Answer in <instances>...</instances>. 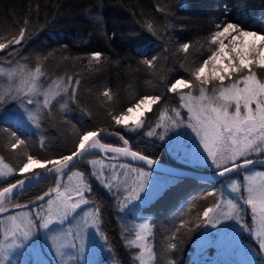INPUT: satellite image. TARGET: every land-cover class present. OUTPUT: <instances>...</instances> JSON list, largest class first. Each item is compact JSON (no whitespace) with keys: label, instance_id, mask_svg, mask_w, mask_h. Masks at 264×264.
Here are the masks:
<instances>
[{"label":"trees","instance_id":"trees-1","mask_svg":"<svg viewBox=\"0 0 264 264\" xmlns=\"http://www.w3.org/2000/svg\"><path fill=\"white\" fill-rule=\"evenodd\" d=\"M225 4L231 10L226 19H238L245 27L251 25L264 31V21L260 19L264 15V0H0V42L7 43L13 35H18L21 27L26 28L28 36L22 46L10 45V49H16L12 56L7 55L8 50L0 51V68L18 66L31 70L39 65L45 73L40 78L41 88L55 79L63 91L70 87L68 77H72L71 86L77 88L75 103L70 94L60 95L52 100L49 109L39 111L36 120L39 128L36 123L31 128L16 123L11 127L0 125V156L13 170L11 175L0 180V188L22 178L17 170L28 155L44 162L55 160L73 151L85 131L104 130L100 142L123 145L118 137L105 134L118 131L129 140L128 146L132 149L181 166L168 153L164 143L148 137L145 130L160 113L167 116L172 108L179 106L178 94L168 92L167 88L176 79L191 81L194 67L210 55L208 41L216 24L225 19ZM161 8L167 11H159ZM149 24L156 35L148 30ZM185 42L190 45L187 53L180 50ZM95 52L101 54L99 61L91 59ZM153 56L157 60L154 67L149 68L143 60ZM256 71L264 74V70ZM2 76L0 74V84ZM76 80L80 81L79 85L75 84ZM105 91L111 99L103 95ZM152 95L161 99L152 104L151 110H144V123L139 129L128 131L115 125L112 114H123L138 98ZM12 131L26 143L13 149ZM87 159L75 162L64 173L78 170L88 174L93 193L85 195L94 202L92 206L102 209L100 224L111 245L109 254L113 264H139L135 258L137 247L128 246L127 241L134 227L125 221L127 213L119 214L113 196L89 177ZM251 167L264 168L261 165ZM40 170L35 167L28 174ZM190 170L197 173L172 175L174 179L163 191L140 209L149 215V264H205L210 258L211 245L204 248L197 261L191 260L190 254L201 230L195 225L202 218V210L218 199L220 177H206L208 168ZM238 176L241 179L240 174ZM55 179L56 174H53L23 191H15L4 200L15 203L14 207L6 208L7 211L18 204L31 206L35 198L55 184ZM208 192L214 195L209 196ZM244 207L242 220L250 226L248 207ZM232 228L239 229V225L235 223ZM236 234L253 259L264 262L256 238L250 232L237 231ZM170 243L177 247L170 249ZM104 264L109 263L105 261Z\"/></svg>","mask_w":264,"mask_h":264},{"label":"snow or ice","instance_id":"snow-or-ice-1","mask_svg":"<svg viewBox=\"0 0 264 264\" xmlns=\"http://www.w3.org/2000/svg\"><path fill=\"white\" fill-rule=\"evenodd\" d=\"M158 10L167 11L166 8ZM230 11L225 4L223 10L225 19L216 24V30L212 32L208 41L210 55L194 67L191 72L192 80L176 79L167 88L168 92L179 95L180 105L170 110L172 114L167 121L157 124L156 127L162 128L163 131L157 132L152 129L146 133L148 137L155 136L159 141L169 145L171 151L178 159H182L183 163L213 168L217 177H230L233 173L250 172L251 166L257 162L253 156L264 155V74L256 71L257 69L264 70V31L256 30L251 25L245 27L238 19L235 21L226 19ZM260 19L264 21V15H261ZM148 30L156 35L151 24L148 25ZM27 38L26 28L21 27L18 35H13L7 43L0 42V51L8 50L7 55L10 57L16 52L14 47L10 49V45L22 46V41ZM189 47V43L185 42L180 45V50L187 53ZM100 58L99 52L91 54L92 60L99 61ZM156 60L157 57L153 56L151 59H144L143 63L152 68ZM16 72H18L21 86L11 88L6 95H0V125L9 127L13 123L23 125L25 114L28 120H34L29 105L35 104L38 107L49 109L56 96L70 94L71 101L76 102L77 88L71 86L72 77L67 78L70 87L63 88L61 92L58 85L55 89L51 86L41 89L40 78L45 73L39 65L34 72H29L23 67L15 70L14 74ZM52 83L56 84L55 81ZM79 83V80L75 81L76 85ZM197 83L199 96L194 97L191 91L187 94L179 92L182 88L192 89ZM209 85H211L210 91ZM103 95L111 99L108 91H105ZM40 96H43L42 101L39 99ZM160 99L158 95L140 97L127 109L126 113L112 114V120L116 126L135 131L141 127L142 122H138V117L131 126L127 125L125 121L128 114L133 109H139L141 105L151 110L152 104ZM9 101H15L16 112L5 108V104ZM181 109L187 111L186 120L182 116ZM140 115L143 116L144 112ZM160 119L163 120V113ZM35 126L39 128V123L37 122ZM103 132L104 130L85 131L79 137L74 151L67 155H60L55 160L42 163L34 159L32 155H28L26 162L19 168L22 178L16 179L15 183H10L0 190V214H3L7 211L3 207L6 197L10 198L15 190L23 191L26 187L32 186L34 180L43 178L40 172L29 175L30 166L35 165L37 168L44 169L46 164L51 165L47 167V172L56 174L57 187L38 196L36 199L40 203L33 202L31 206L16 205L17 209L28 208V211L19 217L9 216L11 227H4L3 222L0 221V230L4 234L3 239H0V264H32L31 261H23L19 257L24 254V250L32 247L41 235L45 238L48 251L55 257L50 264H66L64 259L66 256L74 259L75 264H96L95 261L84 260L87 237H93L90 244L94 252H102L105 249L111 252L108 237L101 228L102 209L99 206L89 207L84 211L83 216L78 220L75 235L72 237L74 242L71 245L66 243L68 232L65 225H70L69 218L77 220L79 217L77 210L82 209V206L94 205V202L85 195V193H93V188L88 174L83 171L76 173L80 177V183L75 188L63 185L60 177L64 174V170L73 167L75 162L87 159L93 149L126 158L130 157L132 161L141 162L137 167H133L132 164L119 166L120 169L126 170L125 176L130 174L134 177L135 186L131 187L126 179L121 183H113L116 181V176H112L109 180L103 170L99 173L95 171L91 173L116 199L120 213L139 211L152 197L163 191V185L155 180L152 182L148 180L149 176H155L159 167L158 161L149 158L146 154L129 150L127 147L129 140L118 131H108L105 134L118 137L125 147L101 143L100 135ZM169 132L172 135H168ZM11 135L15 137V142L11 145L13 149L26 143L16 131H12ZM88 162L96 163L94 160ZM144 166H148L147 170ZM12 171L7 165H3L0 167V177L8 176ZM113 171H116L115 166H113ZM244 180V184L233 180L230 187L236 195L227 200L225 207L224 193L221 192L215 206L204 208L202 218L195 227L202 230L210 227L222 234L230 227L224 221L234 220L236 225H239V229L232 228L233 234L237 231H251L259 243L260 251L264 252V181L257 185L250 176H245ZM52 193L55 195L53 196ZM207 195L211 196L214 193L208 192ZM45 197H48L46 205ZM240 201L251 208L253 220L259 221V232L251 230L247 223L243 222L241 213L244 209L240 206ZM218 225L221 227L217 228ZM143 231H146L144 224L140 225L135 240L129 241L128 246L140 249L136 257L139 264H149V260L145 257L146 244L142 243L145 239ZM60 233H64L63 237ZM172 239H175V233ZM97 240L102 243H97ZM176 247L175 243L169 244L170 249ZM147 251L150 256V250ZM250 264H264V262L253 260Z\"/></svg>","mask_w":264,"mask_h":264},{"label":"rangeland","instance_id":"rangeland-1","mask_svg":"<svg viewBox=\"0 0 264 264\" xmlns=\"http://www.w3.org/2000/svg\"><path fill=\"white\" fill-rule=\"evenodd\" d=\"M20 68L21 67H18V66L1 67L0 68V74L3 75L2 76V78H3L2 83L0 84V95H6L11 90V88L16 87V86H21L20 80L18 78V72H16L14 74L15 70H18ZM27 71L34 72L35 69H31V70H27ZM53 81L56 82L55 85L52 83ZM57 85L60 86V89L62 91V86H61L60 82L58 80H55V79H52L51 81H49L41 89L42 90L47 89L49 86H51L53 89H55V87ZM210 90H211V85H209V91ZM189 91H191V93L193 94L194 97L199 96V85H198V83L192 89H183L182 88L179 90V92L182 94H187ZM178 98H179V95H178ZM39 99L42 101L43 96H40ZM14 105H15V101H9L7 104H5V108H9L13 112H16L17 109L14 107ZM179 105H180V101H179ZM29 108L32 109V114H33L35 119L30 121L27 119V114H25L24 123H23V125H20V126L25 127V128L33 127L34 123H36L38 113L43 107L42 106L38 107L37 105L33 104V105H29ZM144 110H147L145 105H141V107L139 109H133V111L128 114V118L126 119L125 123L127 125L131 126L133 124V122L137 121V118L139 117L138 122H142L141 123V125H142L144 123V115L141 116L140 113L144 112ZM20 111H22V109ZM126 112H127V110L124 113H126ZM181 113H182L183 118L186 120L187 119L186 109H181ZM161 114L162 113H160L157 116L156 120L150 126H148L146 128L145 134L152 129H155L157 132L163 131L162 128H157L156 126L158 123H164V121H167L169 119V116L172 113L169 112V114L167 116L163 114V120L160 119ZM123 129H125V128L123 127ZM189 132H190V130H189ZM168 135H172V133L169 132ZM153 137L155 139H157L155 136H153ZM197 143H198V141H197ZM164 146H165L166 150L168 151V153L183 168H186V169L208 168V169H210V171L214 170L213 168H209V167L204 166V165L198 166L195 164H185V163H183L182 159H178L176 154L171 151L169 145L164 143ZM256 156H258V155H256ZM256 156H253V157H256ZM90 160H94V161H96V163L90 164L88 162ZM0 162H2V163H0V167H3V165H7V167L10 168V166L2 159L1 156H0ZM41 162L44 163V161H41ZM86 163H88V166H89V177L92 178L93 180H95L101 187H103V186L99 183V181L94 176L91 175V173L93 171L99 173L101 170H103L105 175L109 178V180H111L112 176H116V181H114L113 183H121L123 180L126 179L128 182V185L130 187L135 186L133 183L134 177L130 174L125 176L124 172L126 170L120 169L119 166L121 164H132L133 167H137L139 165L134 164L133 162H129V161L125 160L124 158H122L121 156H117V155L113 156L112 154H104V157L100 158L99 155L97 156L96 154H94L92 157H89L86 160ZM165 163H168V162H165ZM168 164H170V163H168ZM113 166H115L116 171H113ZM35 167H36L35 165L30 166V169L32 170ZM145 169L147 170V168H145ZM17 172L19 173V169L17 170ZM78 172H80V171L70 170V171H67L66 173H64L60 177L62 184L67 185L69 188H75L80 183V177L78 175H76V173H78ZM12 173H13V171H12ZM11 174H9V175H11ZM238 174H240L241 179H238V177H239ZM238 174L233 173V174H231L230 177H220L218 180V182L221 184L220 185V193L221 192L224 193L223 203H224L225 207L227 205V200L232 199L233 196L236 195L235 193H233L231 191V187H230L231 182L233 180H237L240 184H244L245 176H250L255 181V183L257 185H259L262 181H264V168L251 167L250 172H240ZM8 176H6V177H8ZM6 177H0V180L5 179ZM173 179H174V176H172L170 174L158 172V171H156L155 176H149L148 177L149 182H152L153 180H155L160 185H163V186H165L168 182L172 181ZM56 187H57V183H56V179H55V184L51 188H49L47 191H50V189H54ZM61 190H63V188H61ZM52 195L54 196L55 193H52ZM122 198L123 197H121V199ZM219 198L220 197L218 196V199ZM47 199H48V197H45V201H44L45 205H46ZM113 199L115 200V203H116V209L119 212L118 203L114 197H113ZM38 203H40V202H38ZM14 205H15V203H12L11 201H8L6 203L3 202V207L5 209L8 207L9 208L14 207ZM244 205H246L248 207L250 229L254 230L255 232H259L260 231L259 221L253 220V213L251 211V208L247 204L243 203V201H240V206L243 209H245ZM212 206H215V203L213 205L207 206V207H212ZM89 207H93L92 204L87 205V206H82V209L77 210V212L79 213V217H77V220H71V218H69L71 221L70 225L69 224L65 225V228L68 232L67 241H66V243L68 245H71L74 242L72 237H73V235H75V232L77 230L78 220L80 217L83 216L84 211H86ZM203 210H202V212H203ZM27 211H28V208H20V209L14 208L10 211H6L3 214H0V221L3 222L4 227H11V221L8 219V217L11 215H16L19 217L22 213L27 212ZM119 214H123V213L119 212ZM124 214H126V213H124ZM242 214L243 215L245 214V210L241 213V215ZM148 217H149V215L144 214L139 210L137 212L127 213V215L124 216V219H125V221H127L128 224H131L134 227V231L132 232L133 234L129 235V237L127 238L128 242L135 240L136 232L138 230H140V225H142V224L146 225V231L142 232V234L145 237V239L142 243L146 244V249L150 250V253H151L150 240L148 239V235H149ZM224 223L229 225L230 227L226 232H223L222 234L217 233V229H212L210 227H207L204 230L201 229L199 231V234L193 243V249H192L191 254H190L191 260L197 261L199 254L204 253V248L207 245L212 246V252L210 254V258H209L208 262L205 264H250V262L254 260L251 253L245 249L246 245L241 242V240L238 238L236 233L233 234L232 227L234 226L235 221L234 220L224 221ZM220 227H221V225L217 226V228H220ZM91 231L94 232V230H91ZM250 234L255 238V236L252 234L251 231H250ZM3 235H4L3 231L0 230V239H3ZM60 235L63 237L64 233H60ZM92 238L93 237H87L85 239L84 260L95 261L96 264H104L105 261H107L109 264H113V260L110 257V254L107 251V249H105L102 252H94L91 249L90 241ZM97 243H102V241L97 240ZM147 250L145 252V257H146V259L150 260L151 254L149 256ZM139 252H140V249L137 247V251L135 253V258L137 257ZM262 253L264 255V252H262ZM19 259L23 260V261H31L32 264H50V262L53 261L55 259V257H54L53 253L48 251V248L45 246V238H44V236L41 235L39 237V239L32 245V247L28 248L27 250H24V254L22 256H20ZM64 259L66 261V264H75L74 259H72L69 256H66ZM136 260L139 262L138 259H136ZM196 264H202V263L197 262Z\"/></svg>","mask_w":264,"mask_h":264},{"label":"water","instance_id":"water-1","mask_svg":"<svg viewBox=\"0 0 264 264\" xmlns=\"http://www.w3.org/2000/svg\"><path fill=\"white\" fill-rule=\"evenodd\" d=\"M101 143H102V142H101ZM106 144H110V143H106ZM77 145H78V144H77ZM112 145H113V146H116V147H125L124 145H118V144H112ZM76 147H77V146H76ZM127 147H128L129 150H131V151H136V150L132 149V148L129 147V146H127ZM74 150H75V149H74ZM74 150H73V151H74ZM71 152H72V151H71ZM71 152H70V153H71ZM94 152H97V153H99V154H101V155H104V153L101 152L99 149H93V150H92V153H94ZM70 153H68V154H70ZM66 155H67V154H66ZM121 157H122V156H121ZM122 158H124L125 160H128V161H131V162H133V163H136V164H138V165L141 164V162H138V161H132L130 157H127V158H126V157H122ZM149 158L158 161V163H159V167H158V169H157L158 172H162V173H166V174H170V175H174V176L195 175L194 173H197V172H195V171H193V170L186 169V168H183V167L178 166V165L168 164V163H165V162H163V161L157 160V159L152 158V157H149ZM253 159L257 161V162L254 164V166L261 165V166L264 167V163H260V161H264V157H253ZM47 167H51V165H48ZM47 167H45L44 169H41L40 171H38V172H40V173L42 174V177H43V178H42V179H36V180H34L33 183H32V185H34L35 183L40 182V181H42V180H44V179H46V178L52 176L53 174H55V173H48V172H47ZM144 167L147 168L148 166H144ZM205 174H206V177H208V178H213V179H214V178H217V176L215 175V170L208 171V172L205 173ZM32 175H33V174H32ZM11 183H15V181H13V182H11ZM9 184H10V183L4 185L3 187H7ZM3 187H1L0 190H2ZM26 188H27V187H26ZM17 190H19V189H17ZM17 190H15V191H17ZM34 201H35V202H38L36 198L34 199Z\"/></svg>","mask_w":264,"mask_h":264},{"label":"flooded vegetation","instance_id":"flooded-vegetation-1","mask_svg":"<svg viewBox=\"0 0 264 264\" xmlns=\"http://www.w3.org/2000/svg\"><path fill=\"white\" fill-rule=\"evenodd\" d=\"M97 152H94V153H92V154H96ZM97 154H99V153H97ZM101 155V154H100ZM102 156H104V155H102ZM47 192H49V191H47Z\"/></svg>","mask_w":264,"mask_h":264}]
</instances>
